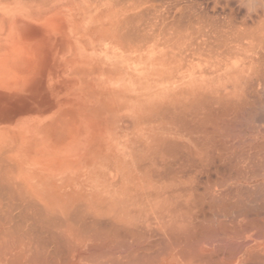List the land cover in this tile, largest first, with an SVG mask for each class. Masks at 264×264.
Segmentation results:
<instances>
[{
    "label": "bare ground",
    "instance_id": "obj_1",
    "mask_svg": "<svg viewBox=\"0 0 264 264\" xmlns=\"http://www.w3.org/2000/svg\"><path fill=\"white\" fill-rule=\"evenodd\" d=\"M212 10L0 0V264H264V0Z\"/></svg>",
    "mask_w": 264,
    "mask_h": 264
},
{
    "label": "rangeland",
    "instance_id": "obj_2",
    "mask_svg": "<svg viewBox=\"0 0 264 264\" xmlns=\"http://www.w3.org/2000/svg\"><path fill=\"white\" fill-rule=\"evenodd\" d=\"M166 1H168V0H163V2H166ZM179 2L182 4L183 3L184 4L185 3L186 4H193V2H194V4L199 7V9H207L211 12L213 11L212 7H213L214 0H184V1L179 0ZM221 3H223V2H221ZM203 4H204V6H203ZM222 6H223V4H221V6L218 4V6H217L218 8H216V14L218 13L221 16L229 13L228 7L227 6L225 7V5H224L222 8ZM225 8H226V10H225ZM227 10H228V12H227ZM21 23L22 22H19L18 24H21ZM32 25H34V26L28 27L27 30L30 33L34 34L36 31H38V29L36 28L35 24H32ZM24 29H25V27H23L22 30H24ZM29 90H30V92L27 91L24 93H16V94H10L8 92L7 93H5V92L0 93V98L3 101H5L3 103H4V105L7 106L6 112H4V114H7V115L10 114L11 116H15L17 114L16 112L19 111V113L22 114V116H24V114L27 115L29 113H33L38 104L42 105V103H41L42 99L39 98L40 91L42 90V87L40 86V82L37 81V82L33 83L30 86Z\"/></svg>",
    "mask_w": 264,
    "mask_h": 264
}]
</instances>
